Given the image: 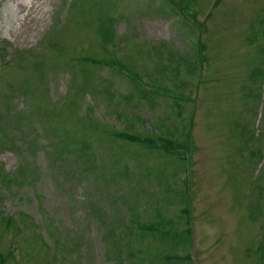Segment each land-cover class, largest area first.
Segmentation results:
<instances>
[{"label":"rangeland","instance_id":"rangeland-1","mask_svg":"<svg viewBox=\"0 0 264 264\" xmlns=\"http://www.w3.org/2000/svg\"><path fill=\"white\" fill-rule=\"evenodd\" d=\"M186 1L0 0L5 264H264V0Z\"/></svg>","mask_w":264,"mask_h":264},{"label":"trees","instance_id":"trees-1","mask_svg":"<svg viewBox=\"0 0 264 264\" xmlns=\"http://www.w3.org/2000/svg\"><path fill=\"white\" fill-rule=\"evenodd\" d=\"M169 3L171 5L174 6V8L179 11L180 13H183V14H186L188 13V5L184 2V0H168ZM186 1V0H185ZM187 2V1H186ZM180 3V4H178ZM84 60H86V58H84ZM90 60V59H89ZM92 61V63L94 64L95 62L93 60H90ZM133 138H130L128 139L129 141H131ZM175 142H172V141H169L167 140L166 141V145L164 146V150L166 151H169V149H174L175 150ZM178 146V145H176ZM182 214L185 215V224H189V220H188V214H189V211L188 209H182L181 211ZM189 232L188 229L185 230V235H187V233ZM10 255L7 254L6 256L3 254V253H0V264H5V261L7 259H9ZM164 259L167 261V262H170V257H164Z\"/></svg>","mask_w":264,"mask_h":264}]
</instances>
